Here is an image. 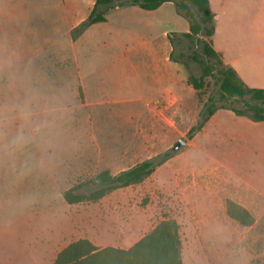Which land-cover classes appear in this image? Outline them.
<instances>
[{
    "label": "rangeland",
    "instance_id": "obj_1",
    "mask_svg": "<svg viewBox=\"0 0 264 264\" xmlns=\"http://www.w3.org/2000/svg\"><path fill=\"white\" fill-rule=\"evenodd\" d=\"M94 1L0 0V233L25 232L29 242L38 233L46 247L86 229L103 245L131 247L172 218L182 264H264V121L227 108L205 119L210 97L223 105L219 79L203 76L202 43L182 32L189 19L179 0L154 12L110 9L74 37ZM211 7L223 64L264 89V0ZM201 77L195 88L191 79ZM148 159L157 165L140 184L96 202L64 199L75 185L84 184L76 193L96 189L91 181L104 170ZM229 198L246 202L252 226L226 216ZM8 245L14 239L1 234Z\"/></svg>",
    "mask_w": 264,
    "mask_h": 264
},
{
    "label": "trees",
    "instance_id": "obj_2",
    "mask_svg": "<svg viewBox=\"0 0 264 264\" xmlns=\"http://www.w3.org/2000/svg\"><path fill=\"white\" fill-rule=\"evenodd\" d=\"M173 0H95L86 19L74 29V37L85 32L91 25L106 20V13L110 9L123 6H138L144 10H155L165 2ZM178 11L189 19L188 38H195L196 44L202 43V53L205 58L203 76H218V101L216 106L214 97L209 98L211 105H207V120L218 109L227 108L236 116L246 117L253 122L264 121V89L247 86L236 71L222 62V56L212 46L214 34V14L210 9L209 0H179L176 3ZM195 88L202 86L203 77L191 79ZM239 103L240 106H234ZM202 125H194L188 132L192 138L196 130ZM155 159L144 160L132 167L111 174L104 170L96 174L93 184L96 189L88 194L76 193L84 184L72 186L64 193L68 204L83 201L96 202L109 192L136 184L148 178L155 169ZM227 216L242 226H251L254 217L243 206L232 200L226 201ZM54 264H182L181 240L179 224L175 219L163 218L147 234L141 237L129 249L123 250L113 247L98 248L87 239H79L60 251Z\"/></svg>",
    "mask_w": 264,
    "mask_h": 264
},
{
    "label": "crops",
    "instance_id": "obj_3",
    "mask_svg": "<svg viewBox=\"0 0 264 264\" xmlns=\"http://www.w3.org/2000/svg\"><path fill=\"white\" fill-rule=\"evenodd\" d=\"M224 2H225V0H223V3ZM165 4L174 5L172 2H165V3H163L161 6H159L155 10H144V9H142V10L147 11V12H154V11H157V10L161 9ZM209 4H210V9L213 12L212 7H211V0H209ZM261 5H262V2L259 3V6H261ZM108 13H110V11ZM108 13L106 14V16L108 15ZM213 14H214V19L217 18V16L219 15L218 13H215V12H213ZM106 20H107V18H106ZM188 31H189V26H188V29H186V27H185L184 30H182V32H188ZM166 37H168V35ZM149 39L150 40H148L146 42H142L143 43L142 45L150 46V45H152L151 44V40H153V39L155 40L156 38L151 37ZM215 51L218 52L217 50H215ZM218 53L221 54L222 59H223V51L218 52ZM224 63L226 65H228L225 61H224ZM228 66H230V65H228ZM230 67H232V66H230ZM236 73H237V71H236ZM163 91H164L163 95H165V94H167L168 89L165 88ZM228 200L234 201L235 203L243 206L244 208H246L249 211V207L246 204V202H242L240 200H233V199H230V198ZM226 201L224 203V205H225V214H226ZM226 216H227V214H226ZM254 222H255V218H254ZM80 223L82 224V226H84V228H86L87 221L85 219H81ZM245 227H250V226H245ZM82 231H83V236L81 238H79V239H87V240H89L92 244H94L98 248L102 249V248H105V247H113V248H119V249H123V250H127V249L130 248V246H120V247H118V246L111 245V244L103 245L102 242L100 241L101 240L100 237L96 236L95 234H92L91 232H89L87 234V230L86 229H83ZM1 234L4 235V236H5V234H9V236L14 239V245L0 246V264H54V261H55L57 255H58V253L60 251H62L66 246H68L70 243L76 241V240H74V241H70L69 242L68 241L69 238H63V239H59L58 238V240H57L53 236V237H51L50 240L46 239L47 246L45 247L44 246V244H45L44 241L38 239V235H37L38 233L34 234V239L33 240L31 239V242L28 241L29 237H26V235L28 236V233H25V232H20V233H17V234L16 233L15 234L11 233V235H10V233L2 232V233H0V235ZM79 239H77V240H79ZM48 241L51 244L50 247L48 245L49 244Z\"/></svg>",
    "mask_w": 264,
    "mask_h": 264
},
{
    "label": "water",
    "instance_id": "obj_4",
    "mask_svg": "<svg viewBox=\"0 0 264 264\" xmlns=\"http://www.w3.org/2000/svg\"><path fill=\"white\" fill-rule=\"evenodd\" d=\"M183 145H184V141L178 140L177 143L173 146V150H177V149L181 148Z\"/></svg>",
    "mask_w": 264,
    "mask_h": 264
}]
</instances>
